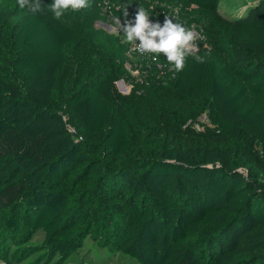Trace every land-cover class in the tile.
I'll list each match as a JSON object with an SVG mask.
<instances>
[{"label":"trees","instance_id":"1","mask_svg":"<svg viewBox=\"0 0 264 264\" xmlns=\"http://www.w3.org/2000/svg\"><path fill=\"white\" fill-rule=\"evenodd\" d=\"M101 1L56 19L51 0L42 14L0 0L6 235L41 229L62 260L90 238L140 264H264V0L232 17L220 0H176L214 13L205 61L151 73L123 101L128 47L93 26Z\"/></svg>","mask_w":264,"mask_h":264},{"label":"rangeland","instance_id":"2","mask_svg":"<svg viewBox=\"0 0 264 264\" xmlns=\"http://www.w3.org/2000/svg\"><path fill=\"white\" fill-rule=\"evenodd\" d=\"M102 0L99 2V8L94 10L92 20L93 26L101 31L106 32L111 36H120L124 42V35L120 32L116 25L114 24V18L110 14H108L102 8ZM254 0H220V4L218 6L217 13H220L226 17H232L236 15V13L242 12L251 5ZM130 2V1H129ZM131 3L136 4L138 7L145 8L153 21H160L164 19L165 8L173 5L172 8L177 10L179 13L174 12L173 16H176L174 21L184 25L187 28L193 29V31L197 34V37L200 40L206 42L208 45L211 44L212 38L207 32L210 19L212 14L214 13H206L198 10L196 7L192 5L185 4L184 1H180V3L176 4V0H131ZM167 12L171 11V9L166 8ZM180 10V12H179ZM116 28V30H114ZM126 43V42H125ZM126 63L129 62L133 66L138 67V64H143L147 62H151V68L149 69V73L145 76L135 74L133 75L123 64L122 69L125 71L124 76L122 77V83L116 84L115 97L119 101H123L125 96H131L135 93V83L139 81V83L143 80L145 81V77H148L153 73L158 77H163L167 74H163L161 69L158 67V61L161 60L160 64H163V68L166 70V73L169 72L167 69L168 62L163 55L160 56L159 60L155 63L152 62L151 57L148 55L145 58H141L138 56H133L131 58L126 57ZM171 66V65H169ZM136 68V67H135ZM148 78H146L147 81ZM146 82L145 84H147ZM142 93V92H141ZM180 115V119L184 122V128L188 127L192 121L187 120V113L183 114L178 111ZM68 117L65 116V120L68 121ZM204 124H207L206 116H201L195 124L194 127L200 126L202 127ZM245 175H248L247 171H243ZM8 217V212H0V244L6 242L7 246V255L9 259H11L12 264H140L135 258L130 255L125 254L122 251L113 250L112 247L102 246L100 242H97L93 239H87L83 243L82 247L75 250L71 256L67 260H62L59 255L50 254L47 249L43 246V242L45 239V233L41 229H37L30 237L29 240H18L15 243H12V238L9 235H6L4 230V221Z\"/></svg>","mask_w":264,"mask_h":264},{"label":"clouds","instance_id":"3","mask_svg":"<svg viewBox=\"0 0 264 264\" xmlns=\"http://www.w3.org/2000/svg\"><path fill=\"white\" fill-rule=\"evenodd\" d=\"M17 3L20 8H27L33 14L45 11L43 0H17ZM89 6V0H51L47 11L59 19L68 11L79 12ZM114 24L134 50L149 55L153 63L163 55L174 72L184 70L189 56H194L197 63L205 61L204 57L195 55L197 34L168 16L164 17L162 23L153 21L149 12L139 6L132 18L125 10L123 19L115 17Z\"/></svg>","mask_w":264,"mask_h":264},{"label":"built area","instance_id":"4","mask_svg":"<svg viewBox=\"0 0 264 264\" xmlns=\"http://www.w3.org/2000/svg\"><path fill=\"white\" fill-rule=\"evenodd\" d=\"M130 1V2H129ZM173 5L166 7L171 9V11L167 12L166 8H165V15H167L168 17H170L171 19H175L176 16H173V13L177 12V10H175L174 8H172ZM102 8L108 13L113 16V18L115 17H120L123 19V13L125 10H127L129 12V18H132V16L134 15L136 9L138 8V6L136 4L131 3V0H104L102 2ZM180 12V10H179ZM177 16L179 17V13L177 14ZM114 21V20H113ZM116 30V28L114 29ZM193 30V29H192ZM123 34V33H122ZM200 40L199 37L196 38V41ZM126 42V41H125ZM127 44V57L131 58L133 56H138L141 58H145L148 55H142L140 52L134 50L133 46L131 44ZM161 60L158 61V67L161 69V71L163 72V74H167V75H171L174 76L175 72L170 70L171 66L167 65V69L169 70V72L166 73V70L163 68V64H160ZM126 67L127 69L133 74H140V75H147L149 73V69L151 68V62H147V63H143V64H138V67L135 66L133 68V66L131 65V63L127 62L126 63Z\"/></svg>","mask_w":264,"mask_h":264},{"label":"water","instance_id":"5","mask_svg":"<svg viewBox=\"0 0 264 264\" xmlns=\"http://www.w3.org/2000/svg\"><path fill=\"white\" fill-rule=\"evenodd\" d=\"M118 83H122V81L120 80V81H118Z\"/></svg>","mask_w":264,"mask_h":264}]
</instances>
